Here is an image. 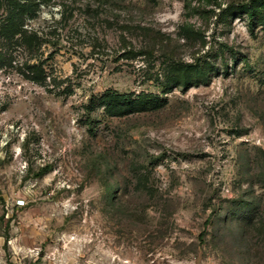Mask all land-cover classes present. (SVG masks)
I'll return each instance as SVG.
<instances>
[{"label":"rangeland","instance_id":"rangeland-1","mask_svg":"<svg viewBox=\"0 0 264 264\" xmlns=\"http://www.w3.org/2000/svg\"><path fill=\"white\" fill-rule=\"evenodd\" d=\"M257 7L0 0V264H264Z\"/></svg>","mask_w":264,"mask_h":264},{"label":"trees","instance_id":"trees-1","mask_svg":"<svg viewBox=\"0 0 264 264\" xmlns=\"http://www.w3.org/2000/svg\"><path fill=\"white\" fill-rule=\"evenodd\" d=\"M44 1H51V0H44ZM255 13H256V15L258 16L259 19H263L264 20V14H263V12H262L260 7H257L255 9ZM2 58H3V54L0 53V60H2ZM207 76H208V72L203 71V69H200L199 67L197 69H194L193 70V76L191 75L193 80L195 78V79L200 80V81H205L207 79ZM184 79L187 80V81L190 80V79H186V78H184ZM113 96H115V95L112 94L111 98H114ZM119 108H120V110H122V107H119Z\"/></svg>","mask_w":264,"mask_h":264}]
</instances>
